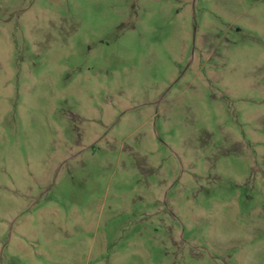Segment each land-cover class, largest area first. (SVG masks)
Masks as SVG:
<instances>
[{
    "label": "rangeland",
    "instance_id": "374dc122",
    "mask_svg": "<svg viewBox=\"0 0 264 264\" xmlns=\"http://www.w3.org/2000/svg\"><path fill=\"white\" fill-rule=\"evenodd\" d=\"M0 264H264V0H0Z\"/></svg>",
    "mask_w": 264,
    "mask_h": 264
}]
</instances>
